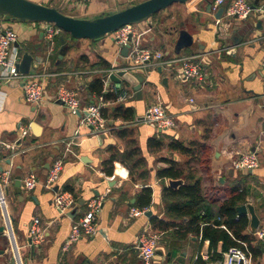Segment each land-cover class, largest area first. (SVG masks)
I'll list each match as a JSON object with an SVG mask.
<instances>
[{"label":"crops","instance_id":"crops-1","mask_svg":"<svg viewBox=\"0 0 264 264\" xmlns=\"http://www.w3.org/2000/svg\"><path fill=\"white\" fill-rule=\"evenodd\" d=\"M31 1L60 8L74 17L95 18L143 0H57V4L53 0ZM247 1L256 9L248 18L234 20L232 36L241 39L234 55L222 50L224 40L218 37L214 2L209 11V0L176 2L135 23L128 56L123 55V46L116 42L114 32L98 39L73 41L69 33L62 31L52 46L45 35L47 22L0 15V29L10 28L18 34L19 46L14 47L21 58L24 51H29L38 61V66H31L30 74H44L47 81L44 100L39 105L26 100L22 81L0 83V168L11 171L7 210L21 257L30 254L29 227L39 217L45 238L34 249V263L143 264L138 241L141 233L151 227L161 234L154 264H220L226 252L224 242L219 241L215 249L210 239L189 228V218L177 217L169 203L173 199L167 197L166 189L177 191L186 183L182 178L184 184L175 189L169 186V177L158 175L171 163L201 179L202 194L213 214L218 213L228 189H246V202L238 205L253 204L260 218L258 228L264 226V0ZM165 10L172 11L167 30L152 21V17ZM61 36L71 44L64 57L60 56ZM135 48L159 50L168 58L201 54L206 77L202 82L179 80L166 65L162 66V73L157 71L161 65H148L143 70L131 71L144 73L153 80L142 84L140 97L125 80L120 90L114 82L107 85L108 70L129 65ZM171 68L176 69L177 65ZM95 78L103 79L104 93L116 96L105 98L102 105L109 126L104 138L81 125L82 113L70 112L57 99L58 86L65 85L78 92L82 107L99 102L102 95L90 89ZM126 90L130 97L120 101L119 96ZM158 102L175 118L174 127L161 131L143 121L148 108ZM22 128L27 130L25 135ZM123 129H127L128 136L119 135L118 131ZM151 138L162 139L164 145L150 147ZM71 139L78 144L73 145L56 188L71 191L77 203L82 201L79 213L73 217L60 213L53 201L54 191L44 186L51 164L66 147L64 141ZM173 139L186 145L206 143L207 164L198 146H194L195 157L170 149ZM133 147H138V153L130 156ZM247 151L257 153L260 165L253 170L236 168V158ZM113 156V173L108 174ZM31 173L39 179L37 186L30 190L22 188V193H17L16 176L20 175L23 181ZM146 187L152 190V215L130 216L131 206L141 208L138 202ZM96 196L104 198L97 215L98 232L81 237L64 251L74 223L87 210L88 201ZM244 215L249 220L244 233L255 236L258 228L252 231L251 216ZM152 218L175 224L165 229L164 224L155 225ZM4 224L5 217L0 212V227ZM215 252L222 253L223 259H217ZM13 255L11 241L3 231L0 264H8ZM253 264H264V254L254 258Z\"/></svg>","mask_w":264,"mask_h":264},{"label":"built area","instance_id":"built-area-1","mask_svg":"<svg viewBox=\"0 0 264 264\" xmlns=\"http://www.w3.org/2000/svg\"><path fill=\"white\" fill-rule=\"evenodd\" d=\"M226 4L222 17L215 18V24L218 29L225 25V19H232L235 15L240 19L248 18L254 10L247 0H232L227 3V0H215L213 3L214 11H218L219 7ZM225 18V19H224ZM62 30L53 23H48L45 29V35L48 42L53 46L56 38ZM134 24H127L114 32L115 40L118 44L124 46L128 41L131 33L134 34ZM18 41V34L15 30L7 28L0 29V83H9L11 81H22L24 95L27 101L39 105L44 100L47 81L44 74H24L19 70L21 55L14 47ZM132 61L129 65L122 68L112 67L108 70L107 78L110 75L117 73L119 70L137 71L143 70L148 65L164 66L169 69L170 73L179 80H195L202 82L205 77V68L202 61V55H178L175 57H165L164 53L159 50L149 48H135L132 52ZM147 61H150L147 63ZM264 65V56L262 59ZM177 65V68H171ZM170 68H168V67ZM130 97V93L126 90L119 96V100L123 101ZM57 99L72 113H82L80 123L82 126L90 127L95 135L104 134L109 131L108 120L102 112L104 98L100 96L99 102H92L86 107H82L78 98V92L68 86L60 85L57 88ZM143 121L153 124L159 130H166L176 125L175 118L167 112V108L163 103L158 102L151 105L143 117ZM27 133L26 129L22 128V135ZM76 139L66 140L65 149L54 159L51 164L48 174L45 178L44 186L47 189L54 191V204L61 214H67L77 204V199L71 191L55 190L56 184L64 169L65 161L70 153H73V145L78 144ZM260 165V160L255 151H247L241 153L235 160L234 166L238 169L253 170ZM115 176H111L114 178ZM12 181L11 171H0V212L5 217L4 232L11 241L13 247V258L17 264L21 262L15 235L12 228V219L7 210V189ZM39 183L38 177L31 173L22 181V188L34 189ZM103 196L91 198L87 203V210L78 218L72 227L70 236L64 244L63 250L71 249L73 243L77 242L83 236H92L98 232L97 215L103 206ZM150 210L148 207H130V216L146 215ZM30 239L28 246L31 249H36L40 246L45 238V231L39 217L32 220L29 227ZM255 236L264 241V226L255 231ZM161 240V234L147 227L139 237L138 249L140 258L143 264H154L157 247ZM240 245L231 246L225 253L224 259L220 264H253V256L248 248V243L240 241ZM102 264H113L110 261H104Z\"/></svg>","mask_w":264,"mask_h":264},{"label":"water","instance_id":"water-1","mask_svg":"<svg viewBox=\"0 0 264 264\" xmlns=\"http://www.w3.org/2000/svg\"><path fill=\"white\" fill-rule=\"evenodd\" d=\"M190 0H143L131 6H128L122 10L102 15L95 18H78L61 12L59 9L53 6H48L45 4L37 3L31 0H0V15H6L14 19L19 20H30V21H42L47 23H53L59 27L62 31L69 33L73 38L76 39H98L109 33L115 32L119 28L127 24H135L142 22L152 15L158 13L159 11L166 9L170 5L176 2L187 3ZM215 0H209V11H211L212 3ZM226 4L220 6L218 11L215 13V18L222 17L224 8ZM253 9H256V6H252ZM225 19V18H224ZM240 19L235 15L232 19H225L226 24L220 27L218 32L219 38L224 40L222 42L223 49L226 50L227 54L234 55L235 50L238 45L241 43V39L232 36L231 29L234 28V20ZM236 21V20H235ZM233 30V29H232ZM134 34L131 33L128 37V43L123 46L122 53L125 56H128L129 50L134 42ZM61 49L60 56L68 52L71 47V44L68 40L61 36ZM17 47L18 43H15ZM140 44V43H139ZM150 61H147L149 63ZM38 66V61L34 59L33 54L29 51H24L22 58L18 65L19 70L24 73H30L31 66ZM157 71L162 73V66H159ZM125 80L129 82L137 95L140 97L142 93V84L151 82L152 79H148L147 75L140 72H131L128 70H119L117 73L110 75L107 85L111 82L116 83L118 90L121 89L122 81ZM163 82H167V77L163 79ZM60 103H62L60 101ZM63 104V103H62ZM101 137H105L104 134H101ZM2 170V168H0ZM223 180V179H221ZM184 184L182 178L178 179H169V186L177 189L180 185ZM22 177L16 176L15 178V187L16 192L22 193ZM55 188V190H57ZM82 201L77 203L75 207L68 212V215L73 217L74 213H79ZM239 214H250L251 222L250 228L252 231H255L260 226V218L258 217L254 205L251 203L240 204L236 207ZM147 216L152 215V211L146 213ZM4 226L0 227V233H3ZM35 259V250L31 249L30 254L24 253L21 258L20 264H39L34 263ZM8 264H17V261L12 257ZM66 264V263H65ZM75 264H80V261H77Z\"/></svg>","mask_w":264,"mask_h":264},{"label":"trees","instance_id":"trees-1","mask_svg":"<svg viewBox=\"0 0 264 264\" xmlns=\"http://www.w3.org/2000/svg\"><path fill=\"white\" fill-rule=\"evenodd\" d=\"M104 64V63H103ZM108 66V65H104ZM91 91L97 92L99 95L104 96V99H114L116 96L111 93H104V81L102 78H95L90 85ZM104 110L102 109V112ZM105 115V114H104ZM130 116V115H128ZM120 136H128L127 129L118 131ZM133 139H131L132 141ZM134 142V141H133ZM135 144V143H134ZM149 145L152 148H161L164 145V141L159 138H151ZM198 146L204 152L203 161L207 164V155L209 153V146L206 143L200 144H190L186 145L184 142L173 139L169 143V147L172 150H179L183 153L193 155L195 157V147ZM138 147H133L128 155H136L138 152ZM115 156L110 160L111 166L107 168V173H113V160ZM167 162L170 161L166 159ZM160 177L169 178H183L186 183L180 187L179 190L173 191L171 188L166 189L167 197H171L173 202L171 207L175 209L176 216L180 218H189L188 226L191 230L196 233H202L204 238L211 240V246L216 249V244L219 241H223V249L228 250L231 246L240 245V241H245L248 243V248L250 253H252L253 259L262 256L264 254V241L258 240L254 235L245 234V230L249 225L248 217L244 214H238L236 207L239 203L246 202L247 190L242 187L227 190V198L223 200L219 206V211L217 214H213L207 199H205L201 184V179L196 178L191 171L187 174L184 173L182 168H179L177 163H171L170 167L163 168L158 172ZM170 190V191H169ZM152 190L150 187L143 189L140 195L138 205L143 207H148L151 201ZM207 202V203H206ZM152 222L157 225L165 226V229L174 226V221H162L152 218ZM258 242L255 246L254 243ZM214 256L222 260V253H214Z\"/></svg>","mask_w":264,"mask_h":264},{"label":"rangeland","instance_id":"rangeland-1","mask_svg":"<svg viewBox=\"0 0 264 264\" xmlns=\"http://www.w3.org/2000/svg\"><path fill=\"white\" fill-rule=\"evenodd\" d=\"M54 1V4H57V0H53ZM57 7L59 8V5H57ZM61 7V6H60ZM60 9V8H59ZM62 9H60L61 11ZM63 12V11H62ZM68 12V11H66ZM172 15V11L170 10H165L163 12H160L156 17H152V21L155 22V24L157 25V27H160V28H164L165 30L169 29V26H170V23H169V20L168 19L170 16ZM68 35V34H67ZM66 35V36H67ZM70 39H72L73 37L70 35ZM77 40H81V39H76V38H73V41H77ZM231 174L234 173V169L233 167L231 166Z\"/></svg>","mask_w":264,"mask_h":264}]
</instances>
